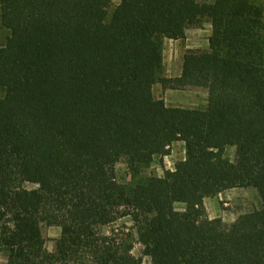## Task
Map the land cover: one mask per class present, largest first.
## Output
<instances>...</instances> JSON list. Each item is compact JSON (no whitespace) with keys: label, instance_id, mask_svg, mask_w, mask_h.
<instances>
[{"label":"trees","instance_id":"1","mask_svg":"<svg viewBox=\"0 0 264 264\" xmlns=\"http://www.w3.org/2000/svg\"><path fill=\"white\" fill-rule=\"evenodd\" d=\"M205 23L208 47L165 76L164 40ZM0 26L3 264H142L135 242L151 264H264L261 0H0ZM156 84L205 106H167ZM176 141L184 159L145 174ZM248 187L257 209L207 218L205 199ZM43 224L61 229L52 250Z\"/></svg>","mask_w":264,"mask_h":264},{"label":"rangeland","instance_id":"2","mask_svg":"<svg viewBox=\"0 0 264 264\" xmlns=\"http://www.w3.org/2000/svg\"><path fill=\"white\" fill-rule=\"evenodd\" d=\"M212 2L213 0H200ZM264 4V0H261ZM211 33V27L208 23L201 27L190 28L186 32L183 40H173L166 38L163 44V63L164 74L167 77H177L182 70V56L190 49L204 50L208 47V37ZM7 31L0 26V43L5 39ZM156 98H162L167 106H178L184 108H202L206 103V92L202 89L179 90L174 88L163 89L160 84L153 88ZM169 153L162 157V161L156 158L151 166L144 172L145 174L162 175L164 170H172L178 161L184 159V144L181 141L174 142L169 148ZM226 154L230 159H234V148H228ZM116 180L119 183L128 182L126 166L123 163L116 165ZM25 188H33L34 184L25 183ZM206 215L208 219L221 218L225 224L232 223L239 215L257 209L260 206V199L255 188H232L219 193L216 197L204 200ZM175 209L183 210L184 204L176 203ZM116 226L132 232L136 239L135 231L128 219H120ZM61 229L57 225H42V234L45 239V245L48 250H52L54 240L60 236ZM133 253L142 257V264H151L150 259L142 254L140 244H134ZM5 262L4 253L0 251V264Z\"/></svg>","mask_w":264,"mask_h":264}]
</instances>
